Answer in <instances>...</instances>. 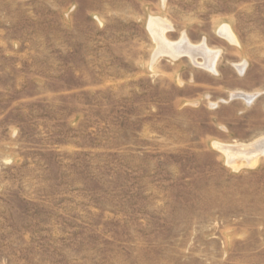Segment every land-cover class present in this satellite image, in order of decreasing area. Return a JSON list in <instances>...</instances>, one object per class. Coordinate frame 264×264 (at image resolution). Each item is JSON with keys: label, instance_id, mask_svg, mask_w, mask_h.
Instances as JSON below:
<instances>
[{"label": "rangeland", "instance_id": "374dc122", "mask_svg": "<svg viewBox=\"0 0 264 264\" xmlns=\"http://www.w3.org/2000/svg\"><path fill=\"white\" fill-rule=\"evenodd\" d=\"M262 139L264 0H0V264H264Z\"/></svg>", "mask_w": 264, "mask_h": 264}, {"label": "bare ground", "instance_id": "6f19581e", "mask_svg": "<svg viewBox=\"0 0 264 264\" xmlns=\"http://www.w3.org/2000/svg\"><path fill=\"white\" fill-rule=\"evenodd\" d=\"M225 39H227L228 41H230L231 43H236V39L233 35V33L230 31V28L228 27H224L222 28L221 30V33ZM187 41L183 39L182 43L181 44H186L184 47H182V51L183 53L185 54H188L189 56H193V54L195 52H200L202 55L206 56V62L204 60V63L205 66L207 67V69L211 70V71H215V64H216V60L218 58V54L219 53H213L211 52L212 50H208V48L206 46H201V47H197L195 48L193 45L189 44V43H186ZM205 44V43H204ZM203 44V45H204ZM183 46V45H182ZM181 52V51H180ZM198 56V55H197ZM201 56V55H200ZM195 57V56H194ZM202 57V56H201ZM201 66V65H200ZM238 69L240 71L243 70L244 68V65H239L237 66ZM243 73V72H242ZM234 96V95H233ZM257 94H253V95H249V94H245V93H239V94H235V98H241L243 100L246 101V103L250 104L252 103L256 98H257ZM231 152H233V155L232 156H237L238 154L239 155H246L247 159H250V158H254L256 161L254 162H257V159L260 155H264V139L260 140L259 142H257L256 144L252 145V146H240V147H237V149H234V151L230 150ZM228 152V151H227ZM235 152V153H234ZM230 155V154H229ZM234 163V162H232ZM249 163V162H248ZM250 163H252L250 161ZM253 164V163H252ZM256 164V163H255ZM239 165V164H238ZM235 166V164L233 165ZM250 166V165H249ZM248 166V167H249ZM254 166V165H252ZM239 167V166H238ZM251 167V166H250Z\"/></svg>", "mask_w": 264, "mask_h": 264}]
</instances>
